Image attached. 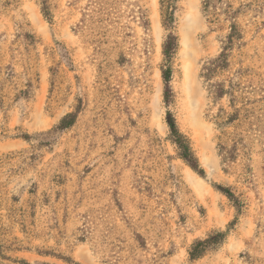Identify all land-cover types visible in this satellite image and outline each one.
Masks as SVG:
<instances>
[{
  "label": "rangeland",
  "instance_id": "obj_1",
  "mask_svg": "<svg viewBox=\"0 0 264 264\" xmlns=\"http://www.w3.org/2000/svg\"><path fill=\"white\" fill-rule=\"evenodd\" d=\"M38 1L0 9V264H190L191 245L218 231L225 241L192 264H264V0H226L242 40L214 81L239 82L249 133L227 172L220 133L233 124L221 130L215 116L232 109L212 99L202 70L231 22L208 23L204 0H176L165 29L166 0H128L119 30L89 38L76 28L86 0H47L50 21ZM169 34L178 46L164 102ZM69 114L73 125L58 130ZM169 115L202 173L178 158Z\"/></svg>",
  "mask_w": 264,
  "mask_h": 264
},
{
  "label": "trees",
  "instance_id": "obj_2",
  "mask_svg": "<svg viewBox=\"0 0 264 264\" xmlns=\"http://www.w3.org/2000/svg\"><path fill=\"white\" fill-rule=\"evenodd\" d=\"M127 1L128 0H86L87 5L85 12L76 26L77 32L82 33L85 35V37L90 38L96 30H99V32L102 31L104 34L111 32L113 26L119 30L118 22L120 14L124 12L120 11V6H122L123 3ZM175 1L176 0H166L162 3L163 12H161V18L165 29L172 28L173 14L171 9L172 4ZM38 2L42 16L45 20L50 21L52 15L47 0H39ZM9 4L10 0H0V9L7 7ZM128 5H131L132 8L136 10L134 12L136 21L141 26L145 27L147 25V16L146 12L140 7L139 2L134 1ZM202 9L210 19V21L207 20L208 23H215L219 16H224L226 20L231 22L228 34L221 42L219 54L216 58L209 61L202 70V77L209 84V93L212 99L215 102H219L223 98L228 97L230 108L232 109V112L229 114L226 113L224 109L220 108L215 116L217 126L221 130L233 124L232 127L234 131L232 133H220V140L222 143L219 144V156L221 158L223 170L224 172H227V168L236 163L239 153L246 150L247 145L244 144V141L247 138V134L249 133L247 131H243V129L240 127L241 124L239 118L243 110L236 107L238 100L237 93L241 90L239 89V82H234L233 79H230L226 85L224 80L214 81V79L229 70V59L231 57V53L235 47L240 45L242 33L235 22L238 10L233 11L231 5L226 0H204L202 2ZM24 37L32 38V36L29 34H24ZM177 44L176 36L169 34L162 46V53L165 63L164 68L161 70V76L165 85L164 102H168L169 90L167 88L169 87L168 84L171 76V63L174 55L176 54L178 46ZM11 73V71L8 72L7 76H9ZM21 94L27 96L28 92L22 91ZM244 112L248 118L251 117L252 110H246V108H244ZM74 121L75 115L69 114L60 120L57 129L61 131L66 130L73 125ZM167 126L169 128L168 139L174 146L178 158L181 159L192 170L199 171V174L202 173V170H198L200 169L198 161L191 148L188 138L179 131L175 124V120L171 115H169L167 118ZM26 138L27 136L24 137V139ZM222 140H225L226 142L229 140L231 145L224 144ZM221 192L233 204L237 213H240L242 209L241 201L227 189H222ZM235 221H237V217L235 218ZM227 233L228 232L218 231L203 240H196L189 248L188 262L190 264L194 263L195 261L204 257L205 254L212 248L222 244L227 237ZM1 258L2 254L0 247V259Z\"/></svg>",
  "mask_w": 264,
  "mask_h": 264
},
{
  "label": "bare ground",
  "instance_id": "obj_3",
  "mask_svg": "<svg viewBox=\"0 0 264 264\" xmlns=\"http://www.w3.org/2000/svg\"><path fill=\"white\" fill-rule=\"evenodd\" d=\"M155 23V16L153 17V24ZM210 164L209 162H207V165Z\"/></svg>",
  "mask_w": 264,
  "mask_h": 264
}]
</instances>
